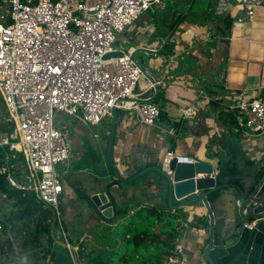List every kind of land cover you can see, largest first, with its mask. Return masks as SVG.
I'll use <instances>...</instances> for the list:
<instances>
[{
	"label": "crops",
	"instance_id": "1",
	"mask_svg": "<svg viewBox=\"0 0 264 264\" xmlns=\"http://www.w3.org/2000/svg\"><path fill=\"white\" fill-rule=\"evenodd\" d=\"M245 1L165 0L163 6L153 7L118 36L117 48L134 55L139 50H150L155 52L154 56L142 55L160 61L158 67L145 69L155 78L156 84L145 75L136 91L140 100H148L161 108L156 125L141 124L134 112L124 110L116 111L114 128V116L90 127L78 115L56 114V125L73 141L70 159L60 164L63 172L60 175L65 178L61 197L75 209V212L70 208L66 210L65 220L72 240L92 243L98 235L90 228L107 225L80 214V197L75 189L101 192L115 178L107 158L112 129L113 167L125 178L155 166L161 167L168 151L193 157L197 162L212 163L216 173L224 168V175L234 181L248 179L252 173L264 169V135L236 133L228 111L237 99H264V4L255 9L250 20L246 17ZM199 91L204 94L199 95ZM182 107H194L197 117L182 118L179 112ZM94 128L100 133L96 134ZM91 136L94 139L88 138ZM9 152L5 149L2 154L8 158ZM1 172L7 173L8 182L9 166L4 165ZM156 174L149 171L136 180L138 184L135 181L124 185L123 189H112L118 201L119 220L135 217L148 208L157 209L164 217H177L176 228L188 224L185 239L188 264H202L198 245L209 222L204 210L195 207L200 213L198 216L190 213L194 207L172 210L167 196L154 188ZM0 194L8 197L1 190ZM231 198L230 193L225 195L227 202ZM15 216L7 221L0 220V264L17 263L18 256L13 252L18 240L10 224L15 222ZM84 219L89 224L79 226ZM74 224L80 227L82 234L71 230ZM25 234L23 232L20 237L24 238ZM53 248L57 253L64 251L60 243L55 242ZM167 257L162 256L160 263L163 264Z\"/></svg>",
	"mask_w": 264,
	"mask_h": 264
},
{
	"label": "built area",
	"instance_id": "2",
	"mask_svg": "<svg viewBox=\"0 0 264 264\" xmlns=\"http://www.w3.org/2000/svg\"><path fill=\"white\" fill-rule=\"evenodd\" d=\"M165 0H0L8 19L0 20V93L12 134L0 135V152L23 155L26 182L8 175L12 188L34 193L52 212V224L68 253V264H86L83 243L71 239L61 211L63 184L57 166L71 157L69 135L56 125V114L80 116L95 127L115 110L134 112L141 124L154 126L159 105L140 100L138 83L145 75L131 51L116 47L118 36ZM264 0H246L253 19ZM243 19H240L242 21ZM120 52V56L106 58ZM199 91V95H203ZM236 133L264 135V99H237L228 107ZM184 119L197 117L194 107L179 108ZM172 133V130H170ZM197 161L166 152L162 170ZM16 179V180H15ZM254 223L248 225L252 229ZM181 224L172 253L163 264H186V228ZM2 226H0V231Z\"/></svg>",
	"mask_w": 264,
	"mask_h": 264
},
{
	"label": "water",
	"instance_id": "3",
	"mask_svg": "<svg viewBox=\"0 0 264 264\" xmlns=\"http://www.w3.org/2000/svg\"><path fill=\"white\" fill-rule=\"evenodd\" d=\"M120 55V52H114L106 58ZM142 70L156 84L155 78L145 69ZM116 111L113 112V128ZM112 139L113 129L108 140L107 158L115 178L101 192L87 193L75 189L80 197L79 212L84 218L90 216L107 224H117L118 201L112 189H123L124 185L134 183L149 171H154L157 173L154 188L167 196L172 210L194 207L190 210L193 216L200 214L195 207L204 210L209 222L198 245L202 264H264V169L252 173L248 179L234 181L224 175V168L216 173L212 163L198 161L191 165L174 162L173 177L155 166L125 178L120 170L113 167ZM227 193L232 197L229 202L225 200ZM175 201H178L176 205ZM254 222L253 228L249 229L248 225ZM56 264H68L67 251L59 254Z\"/></svg>",
	"mask_w": 264,
	"mask_h": 264
},
{
	"label": "trees",
	"instance_id": "4",
	"mask_svg": "<svg viewBox=\"0 0 264 264\" xmlns=\"http://www.w3.org/2000/svg\"><path fill=\"white\" fill-rule=\"evenodd\" d=\"M14 128V124L7 120V123L2 126V131L12 134ZM6 150L8 151L9 148L7 147ZM4 155H0V190L3 194L8 195L9 198L14 199L18 207V213L14 217L15 222H10L11 231L15 234L20 246L27 251L37 248L41 237H45L48 243L47 255L50 256L53 264H56L57 257L62 252L57 253L53 248L56 230L52 224V212L34 193L24 192L9 185L7 173H2L1 169L4 165H8L11 170L13 159L10 152L8 158ZM22 159L24 160L23 155ZM177 224H179L177 217H164L157 209L148 208L141 210L135 216L134 221L125 225L127 243H133L135 247H140L143 244L148 247L156 246V257L158 260L155 264H161L160 260L162 256H169L173 251L174 242L178 237ZM5 231L7 232V228H5ZM23 232L26 234L24 238H21L20 236ZM6 242H9L8 237L6 238ZM82 247L85 251L83 245ZM83 253L84 257L87 255L88 264H117L114 255L104 258L102 254ZM148 256L150 257L151 255H145V260L139 264H147L146 257L148 258ZM129 257L126 252L121 255L120 260H122L123 264H128L130 262Z\"/></svg>",
	"mask_w": 264,
	"mask_h": 264
},
{
	"label": "rangeland",
	"instance_id": "5",
	"mask_svg": "<svg viewBox=\"0 0 264 264\" xmlns=\"http://www.w3.org/2000/svg\"><path fill=\"white\" fill-rule=\"evenodd\" d=\"M1 13V19L2 21H6L8 19L7 16V10L3 9L0 11ZM148 56H154L155 54H152L148 51L144 50H139L136 52L134 55L135 60L139 64L140 67L146 69L148 68H155L161 65L159 62L160 61H154L153 58H148L144 57L142 54H145ZM145 77V75H144ZM7 113H6V107L4 105L3 98L0 93V135L3 134H8L7 132L2 131V126L7 123ZM95 133L98 134L100 133V130L94 128ZM90 139H94L93 136L88 137ZM91 141V140H90ZM70 144H72V139H69ZM1 154L3 151L0 152ZM12 154V159H13V166L11 167V173L14 174L19 182L26 181V176H27V168H26V162L25 160L22 159V154L16 153V152H10ZM3 155V154H2ZM5 156V155H4ZM7 157V156H5ZM58 174H62V169L61 166L59 165L57 168ZM62 184H64L65 178L64 176L61 177ZM139 182L136 181V184ZM61 201V211L63 214V219L64 221L66 220V210L68 208L72 209V212H75L74 205H67L66 203L63 202L62 197L60 198ZM18 213V207L16 206V201L14 199H9L8 197L5 198L0 194V220L1 221H7L8 219L12 218L13 216L17 215ZM129 214V210L128 213ZM123 217H121L122 219ZM135 217L129 216L127 218H124L123 221L118 220L117 226L116 225H111V224H98V229L93 226V228H90L91 232L93 234L98 235V239L95 238L94 242L92 243H84L82 244L83 246L85 245V252L88 254L94 253V254H102L104 258H108L110 256L114 255V259H116L117 264H123L121 259V255L127 252L128 257L130 258V262L128 264H139L141 263L145 257V255H156L157 254V249L156 246H146L145 244L141 245L140 247H135L133 243L128 244L127 239H126V226L125 224L134 221ZM87 225L89 222L87 220H81L79 222V226L81 225ZM66 226V222H65ZM78 225H71V230L75 232H79L82 234L80 231V227ZM89 227V225H88ZM67 229V228H66ZM56 230V229H55ZM55 242L56 244H59L61 242L60 235L57 231H55ZM81 241H75V243H80ZM16 251L13 252L15 256H18L17 263L16 264H53V261L51 260L50 256L47 255L46 250L48 249V243L45 237H42L39 245L35 249H31L29 251L22 249L19 245V242H16ZM82 243V242H81ZM194 244V242H191ZM191 245H188V249H190ZM61 247V246H60ZM59 249L61 250V248ZM58 248V247H57ZM61 254V253H60ZM85 258V263L88 264V259L87 255L84 257ZM147 259V264H155L156 261L158 260L157 257H152L148 256ZM189 263V259L187 257L186 259V264Z\"/></svg>",
	"mask_w": 264,
	"mask_h": 264
}]
</instances>
